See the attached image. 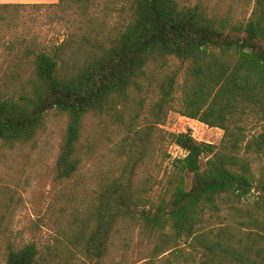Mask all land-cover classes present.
Instances as JSON below:
<instances>
[{"label":"trees","instance_id":"obj_1","mask_svg":"<svg viewBox=\"0 0 264 264\" xmlns=\"http://www.w3.org/2000/svg\"><path fill=\"white\" fill-rule=\"evenodd\" d=\"M86 1L48 4L59 9V17L69 9L75 16L71 18L74 30L49 51L35 52L25 39L17 47L6 46L11 61L4 71L13 75V81H0V143H25L36 134L47 112L65 113L68 122L56 176L71 178L89 156L88 150L80 148L83 119L88 114L122 112L146 80L156 79L158 98L151 107L152 124L133 135L127 130L122 141L128 148L122 144V158L113 170L117 174L95 183L99 224L87 239L88 250L94 248L100 254L117 222L125 218L152 228L169 227L175 237H194L207 211L246 198L253 190L257 198L252 209L264 214V172L255 180L245 155L264 158V129L247 139L241 124L249 113L264 120V0H255L245 22L208 14L199 4L125 0L128 18L111 29L105 28L104 20L86 14ZM43 5L0 3V42L20 12ZM174 59L186 64L181 84L177 83L179 70L169 66ZM178 87L180 96L175 102ZM173 104H178L175 111L181 116L222 129L220 144L197 140L190 129L173 133L157 127ZM155 132L158 138L154 139ZM156 139L168 140L185 155L170 160L161 182L169 197L162 198L152 211L140 207L149 202L142 193L156 183L151 171ZM202 156L206 158L203 169ZM1 199L0 191V203ZM247 222L261 225L264 231V222ZM237 227L219 228L213 239H206L198 264H264V234L249 231L243 239ZM5 264L47 263L38 259L36 246L30 243L10 248Z\"/></svg>","mask_w":264,"mask_h":264},{"label":"rangeland","instance_id":"obj_2","mask_svg":"<svg viewBox=\"0 0 264 264\" xmlns=\"http://www.w3.org/2000/svg\"><path fill=\"white\" fill-rule=\"evenodd\" d=\"M4 1L11 0H0ZM177 1L182 6L199 4L208 14L227 16L231 22H245L255 5V0ZM39 3L44 5L20 12L14 27L6 30L0 42L1 82L13 81V75L4 71L11 61L6 55L7 45L17 47L19 40L25 39L35 52L41 49L49 51L75 28L71 24V18L75 17L72 9L59 17L58 8L49 7V3ZM83 7L87 15L104 20L106 29H111L116 23H124L126 20L123 18H128L125 0H87ZM74 9L78 8L74 6ZM169 66L179 70L177 83L181 84L186 64L174 59ZM161 76L162 73L158 75ZM179 96L178 87L175 102ZM157 98L156 79L153 78L151 82L145 81L140 92L129 97V102L121 108L122 112L113 111L99 116L88 114L83 119L80 148L88 150L89 156L71 178L56 176V161L68 122L65 113L47 112L36 134L25 143H0V191L3 192L0 203V216H3L0 218V264H5L10 248L17 249L30 243L36 246L38 259L47 264H198L204 242L213 239L219 228L238 226L236 232L243 239L249 231L264 234L261 225L257 227L247 222L255 219L264 222V214L252 209L257 198V192L253 190L246 198L221 203L217 210L207 211L194 237H175L169 227L152 228L140 220L125 218L117 222L100 254L94 248L88 250L87 239L95 234L99 224L95 212L98 204L95 183L103 176L117 174L113 170L122 158V144H127L122 141L123 137L127 130L131 129L130 134L133 135L135 130L152 124L151 107ZM177 106L169 107L164 123L156 126L173 133L190 129L197 140L216 146L220 144L222 129L181 116L175 111ZM241 124L247 139L264 129V120L253 113L243 118ZM153 136L158 138V132ZM154 146V168L151 171L156 183L142 193L149 202L140 207H150L152 211L162 198L169 197L161 182L170 167V160L185 155L183 149L168 140L161 143L156 139ZM245 155L250 160L252 176L256 180L264 172V158L254 153ZM205 161L202 156L201 169L205 167ZM241 222L246 223L242 225Z\"/></svg>","mask_w":264,"mask_h":264},{"label":"crops","instance_id":"obj_3","mask_svg":"<svg viewBox=\"0 0 264 264\" xmlns=\"http://www.w3.org/2000/svg\"><path fill=\"white\" fill-rule=\"evenodd\" d=\"M58 0H11V1H4L5 3H56ZM2 3V2H0Z\"/></svg>","mask_w":264,"mask_h":264}]
</instances>
